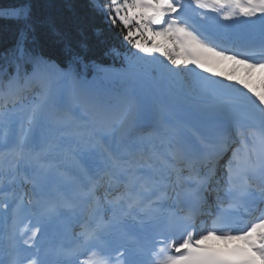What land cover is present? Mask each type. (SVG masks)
<instances>
[{
  "label": "snow or ice",
  "instance_id": "1",
  "mask_svg": "<svg viewBox=\"0 0 264 264\" xmlns=\"http://www.w3.org/2000/svg\"><path fill=\"white\" fill-rule=\"evenodd\" d=\"M90 6L126 45L133 71L118 75L131 87L120 113L101 126L89 122L81 151L64 156L62 138L79 133L50 111L59 95L54 85L67 86L71 104H92L87 75L109 70L90 69L75 55L60 67L35 51L29 3L0 9V18L23 25L8 58L15 71H0L7 75L0 78V128H10L19 114L15 137L0 139V154L11 157L0 167V196L7 198L0 212L12 249L0 264H48V230L69 216L81 218V231L58 249L62 264H264V59L254 58L264 57V0H90ZM242 24L258 25L259 40L231 31ZM257 73L260 89L251 83ZM32 85L40 88L39 100L25 104L23 92ZM165 95L169 115L198 113L211 123L168 119L159 146L146 149L135 139L115 150L106 146V138L123 135L141 96ZM155 113L162 127L165 106ZM41 120L49 135L37 139ZM66 163L75 189L51 195L52 177L66 176ZM23 184L32 186L27 202L16 191ZM212 238L242 243L224 250L207 245Z\"/></svg>",
  "mask_w": 264,
  "mask_h": 264
},
{
  "label": "trees",
  "instance_id": "2",
  "mask_svg": "<svg viewBox=\"0 0 264 264\" xmlns=\"http://www.w3.org/2000/svg\"><path fill=\"white\" fill-rule=\"evenodd\" d=\"M21 0H0V7L8 8ZM31 5L32 24L37 45L43 54L56 62L62 61L65 43L70 45L68 55H81L91 61L105 64L124 63L126 45L103 16L90 6L88 0H25ZM21 22L0 18V62L9 58L14 48ZM117 48L119 55L109 53Z\"/></svg>",
  "mask_w": 264,
  "mask_h": 264
},
{
  "label": "rangeland",
  "instance_id": "3",
  "mask_svg": "<svg viewBox=\"0 0 264 264\" xmlns=\"http://www.w3.org/2000/svg\"><path fill=\"white\" fill-rule=\"evenodd\" d=\"M0 9H4L0 7ZM125 73V71H120V70H109V74H101L100 76L94 77L90 82L89 85V90H91L92 93L89 92V96L93 100L92 104H88L87 107L84 109L80 107L77 103L72 104L69 102V96L66 91L67 86L66 85H57L56 90L58 91L59 95L56 97L55 101V108L50 109L52 111L53 115H59L61 112L58 110L59 106L60 107H65L66 109H69V114H60L59 119L63 120L66 122V125L70 129H75V130H80L83 134H87L89 132V126L87 125V122L85 121V112L80 113V110H91L96 108L99 102L104 103L103 109L106 111L100 112L99 113H106L110 109H119L121 111V102L122 99L125 97L127 94L128 90L130 89L131 85L130 83L122 79L118 74ZM252 86L254 87L255 85L258 84V81H251ZM120 89H119V88ZM257 89L261 88L260 83L258 84ZM112 96L113 101H110L107 98V96ZM36 99L33 102H38L39 100V95L35 97ZM109 102V107H106V103ZM153 103V108L150 110L149 108V103ZM164 105L166 112H168V106L171 104V100L168 96H158L156 98H152L151 96H141L139 98V104L136 109L137 113L140 112H147V116L149 118H156V113H155V108L157 105ZM71 108L74 110L72 111ZM58 110V111H57ZM149 110V111H148ZM71 113V115H70ZM184 112L182 111H172L171 114H174L175 116L179 118H185L189 120L188 116L183 115ZM193 114L194 118H196V122L198 124H204L207 123L211 117L204 116L198 113H189ZM19 114L16 116H13L15 118L16 122L12 124H17L19 122L18 119ZM108 118V117H107ZM167 119V118H166ZM93 124V121L91 122ZM18 126L15 125L14 129H17ZM1 130V128H0ZM43 130V129H42ZM80 138V137H79ZM62 139L67 140V135L63 137ZM76 140V139H75ZM70 142H73V140H70ZM109 146V143L107 144Z\"/></svg>",
  "mask_w": 264,
  "mask_h": 264
},
{
  "label": "bare ground",
  "instance_id": "4",
  "mask_svg": "<svg viewBox=\"0 0 264 264\" xmlns=\"http://www.w3.org/2000/svg\"><path fill=\"white\" fill-rule=\"evenodd\" d=\"M134 117L136 116H132L131 119H130V122L127 124L124 132H123V135L121 136H115V137H111V138H106V146L107 144L109 143V146L112 150H115L119 145L123 144L124 142H127L128 140L131 139V137L133 136V132L135 131V128H133V120H134ZM155 124V127H153L154 130H156L157 132L155 133V135H151L148 137V139H146V142H150V141H160L161 142V136L163 134H160L161 132V126H159L157 124V121L154 123ZM41 125V122L40 124L38 125V127L36 128L35 132H34V136L39 139L41 138L42 136L46 137L49 135V132L47 133H43L42 131L39 130V126ZM80 137V136H79ZM81 138V137H80ZM80 138H76V144L74 146L71 145V142L68 141L66 139H62V144L60 145V148H59V152L61 154V156H64L65 154H68V153H71L73 151H81L82 149V144L79 143L78 141L80 140ZM115 139L116 142L115 143H112V140ZM68 143V144H67ZM87 155V154H85ZM11 160V157L6 155V154H3L2 156V160L0 162V167H3L5 166L7 163H9ZM64 167H66V169H70L72 172H74V170L72 169V166L70 163H66L64 165Z\"/></svg>",
  "mask_w": 264,
  "mask_h": 264
}]
</instances>
